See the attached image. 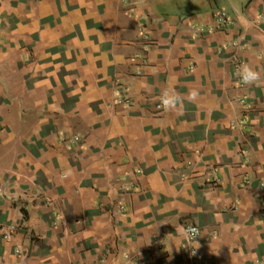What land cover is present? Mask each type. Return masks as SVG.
I'll list each match as a JSON object with an SVG mask.
<instances>
[{
	"label": "crops",
	"instance_id": "obj_1",
	"mask_svg": "<svg viewBox=\"0 0 264 264\" xmlns=\"http://www.w3.org/2000/svg\"><path fill=\"white\" fill-rule=\"evenodd\" d=\"M263 15L264 0H0V55L4 35L30 53L32 18L45 54L100 91L60 102L40 149L0 90V264H264ZM244 64L255 85L235 75ZM19 73L0 61L8 90ZM172 87L184 103L168 111ZM74 130L82 142L61 143Z\"/></svg>",
	"mask_w": 264,
	"mask_h": 264
},
{
	"label": "rangeland",
	"instance_id": "obj_2",
	"mask_svg": "<svg viewBox=\"0 0 264 264\" xmlns=\"http://www.w3.org/2000/svg\"><path fill=\"white\" fill-rule=\"evenodd\" d=\"M31 19L30 53L28 55L17 49H10V42L6 40L5 35L3 36L1 41L3 49L0 55L1 65L4 68L9 65L13 67L14 71H19L23 84H17L16 87L8 90L9 85L3 80V82L0 81V90L8 100L9 108L7 112L10 117L13 115L17 116L14 119V123L19 126L18 131L22 130L20 125L22 124V116L30 114V130L33 125L35 126L34 128L37 127L36 129L39 130L36 133L37 137H35L36 146L42 149L48 140L47 135L55 128L54 122L58 120V116L52 118L51 114L54 112L56 114L59 113L60 102H65L68 108H74L76 106L75 98L77 100L78 98L90 99L89 97L98 96L100 91L93 95L90 90L80 88L81 83L78 80L80 73L75 71V67L67 62L68 59L72 61L74 58L52 57L45 54L43 51L44 41L41 34L35 32ZM38 27L41 29V25ZM3 74H6V72ZM14 74L12 73V76ZM2 102L3 100L0 97V103ZM29 104L30 110L27 106ZM2 107H4V104ZM233 123L238 125V122ZM84 138L81 131L74 130L67 137L62 135L60 139L62 142H60L71 147L75 143L80 144ZM15 147L16 145L8 144L6 149L12 150ZM2 230L10 232L6 228Z\"/></svg>",
	"mask_w": 264,
	"mask_h": 264
},
{
	"label": "clouds",
	"instance_id": "obj_3",
	"mask_svg": "<svg viewBox=\"0 0 264 264\" xmlns=\"http://www.w3.org/2000/svg\"><path fill=\"white\" fill-rule=\"evenodd\" d=\"M235 75L238 77L239 81L243 85H255L258 81L261 80L260 73L253 69L251 66L244 64L241 65L237 70ZM199 91L197 89H191L187 93V99L189 102H195L199 97ZM159 101L162 104L163 108L168 111L178 110L184 103V95L177 92L175 87L165 89L160 97ZM182 235L188 239L192 240L199 235V230L195 227L189 226L184 230ZM198 244V243H197Z\"/></svg>",
	"mask_w": 264,
	"mask_h": 264
},
{
	"label": "built area",
	"instance_id": "obj_4",
	"mask_svg": "<svg viewBox=\"0 0 264 264\" xmlns=\"http://www.w3.org/2000/svg\"><path fill=\"white\" fill-rule=\"evenodd\" d=\"M261 18L264 20V15L261 16ZM216 21H217V23H218L220 26H225V27H232L233 24H234L233 21L228 17V15H227V13H226L225 11H221V12L218 13L217 18H216ZM139 26H140V30H141L142 37H143L144 42H145L144 47H145V50H147V49H148V43H149V41H150V35H149L148 31L146 30V28H145V26H144L143 24H140ZM234 45H237V43H234ZM137 58H141V54H138V55H137ZM239 102L242 103V104H245V105L247 104V100H246L245 98H240V99H239ZM158 108L160 109L161 106L159 105ZM247 121H248V120H247V117H245V118L243 119V122H244V123H247ZM189 226H191V227H195L196 229L199 230V235H198V236H196V237H195L194 239H192L191 241L187 239V241H188L191 245L194 246V244H196L197 241L199 240L202 231H201L200 227L197 226V225H189ZM189 226H186V227L184 228V230L187 229ZM2 229H3V228L0 227V233L2 234L3 238H4V239H9V238H10V235H9L6 231H3ZM161 246H162V245H161ZM198 253H199V252H198V249H197L196 247H193V248L191 249V256L196 257V256H198Z\"/></svg>",
	"mask_w": 264,
	"mask_h": 264
}]
</instances>
